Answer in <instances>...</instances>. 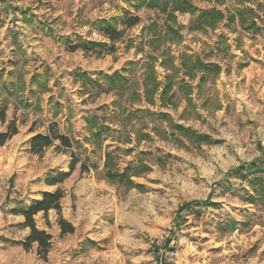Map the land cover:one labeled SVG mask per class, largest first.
Wrapping results in <instances>:
<instances>
[{
	"label": "rangeland",
	"instance_id": "obj_1",
	"mask_svg": "<svg viewBox=\"0 0 264 264\" xmlns=\"http://www.w3.org/2000/svg\"><path fill=\"white\" fill-rule=\"evenodd\" d=\"M144 1L0 0V105L7 118L0 133L11 120L18 129L0 146V264H264V199L249 198L259 187L252 167L264 168V0H193L225 15L254 6L252 29L237 18L193 28L194 16ZM127 15L140 21L125 27L119 21ZM102 20L121 30L112 51L69 50L83 40L109 45L96 25ZM195 58L221 69L200 83L201 71L185 75ZM172 74V104L161 103ZM91 116L110 128L99 140L86 124ZM51 122L73 138L71 148L55 141L32 154L30 139ZM171 123L211 142L171 133ZM107 151L117 170L137 162L147 168L131 173V184L108 180ZM71 153L79 161L70 175L46 185L47 176L69 170ZM57 188L64 192L61 215L74 230L61 232L54 209L34 215L51 236L42 259L36 244L23 248L29 229L12 211Z\"/></svg>",
	"mask_w": 264,
	"mask_h": 264
},
{
	"label": "trees",
	"instance_id": "obj_2",
	"mask_svg": "<svg viewBox=\"0 0 264 264\" xmlns=\"http://www.w3.org/2000/svg\"><path fill=\"white\" fill-rule=\"evenodd\" d=\"M202 1V0H200ZM208 1V0H203ZM144 4L146 6H149L151 8L160 7L161 11H169L170 13L173 12H179V13H188L191 16H194L193 20L195 22L196 27H202L204 24L211 28H215L216 25L221 21L222 19H226L227 24H231V22H234L235 18L238 19V23L248 29H252L255 25V19H256V9L254 6H243L241 8L235 9L234 12L226 13L214 8L210 9H200L196 6L193 0H145ZM260 5V4H259ZM259 8V7H258ZM140 21L139 17L137 15H127L124 18H122L119 22L124 24L125 27H131L136 25ZM97 28L99 31L110 41V44L107 45L106 43H97L93 41H77V43L71 44L69 43V50L74 51L76 49L81 48L84 52L92 51L93 53L100 54L103 51H112L113 45L112 42L117 40L121 35V30L117 29L115 25L112 23H109L107 21H99L97 24ZM191 67L189 70H186L185 75H188L189 77H193L194 69L201 71L202 74L199 76L200 83H203L205 80H207V76L209 74L216 75L221 67L217 63H210V62H204L201 61L199 58H195L193 61L190 62ZM175 75H166V81L161 88V91L159 93V100L161 103L166 102L169 104L171 103V97L172 95L169 94V91L171 90V86L173 83V77ZM35 79V75H34ZM158 82L153 85L152 91L150 89H145L144 96L150 97L157 88ZM180 85H187L183 78L181 79ZM150 91V92H149ZM146 94V95H145ZM149 100L150 104L153 103L151 99ZM139 109H135L133 111H128L126 114L127 117H132L139 113ZM155 112L148 111V114L152 116ZM157 117H161L163 119L169 120V114L168 113H160L156 115ZM98 118L91 116L86 118V124L91 128V135L93 139L99 140L102 134L108 132L110 128L104 123L98 122ZM7 118H6V107L4 105H0V126L6 124ZM169 127L171 129V133L176 131V134H180L183 136H188L192 138V141L195 142H201V143H209L211 142L210 137L207 135H199L195 131H193L190 128H185L184 126L177 124V123H171L169 124ZM94 128V129H93ZM46 132L41 134L34 135L30 141H29V151L32 154L41 155L43 151L54 145L55 141L59 142V146H57L58 149L60 148H66L70 149L72 146L73 138L67 134H62L58 131L57 123L51 122L47 125ZM18 129L16 125L15 120H11L7 126L6 130L2 133H0V146H2L5 141L9 140L12 136L17 134ZM112 152L107 151L104 153V166L106 167V170L104 172L105 177L108 180H113L121 183H127L131 184L132 180L130 179L131 173H138L140 171L145 170L147 168L145 165H142L141 162H137L136 164H131L126 166L124 169L117 170L114 166L111 167L113 157L111 155ZM71 162L69 164V170L65 172L57 173L54 176H47L44 179V183L46 185H56L62 181H64L71 173V171L75 168V164L79 161V156L77 154L71 153ZM254 170L252 171V174L256 176L255 182H257L258 187V194L249 196L250 200H254L255 196L258 198L264 199V176L259 175V173L264 172V168L262 164H258L255 167L253 166ZM80 169L82 172L88 171V165L85 162H82L80 164ZM240 173H243V170L240 171ZM240 173H237L240 174ZM241 175V174H240ZM64 196V192L62 189L57 188L52 192H44L42 193L40 199L32 202L31 204L27 205L23 208L14 209L12 212L17 215H21L23 217V222L21 223V226L23 228H28L29 232L26 235L22 246L24 249H29L32 245L36 244L37 248V254L42 258L46 259L48 251L51 246V236L42 229L37 228L34 215H36L38 212H43L44 216L46 217L47 212L50 209H54L56 211V214L58 215V225L61 229L62 233H69L73 232L74 227L67 222L65 219H63L61 215V205L60 200ZM195 203V201L189 202V203H183L180 205L178 211L179 213L187 209L188 207L192 206ZM204 204L206 205H212V203L207 199L204 201Z\"/></svg>",
	"mask_w": 264,
	"mask_h": 264
}]
</instances>
